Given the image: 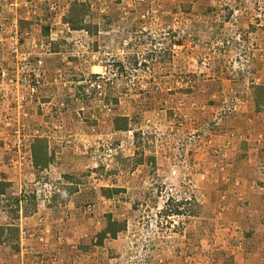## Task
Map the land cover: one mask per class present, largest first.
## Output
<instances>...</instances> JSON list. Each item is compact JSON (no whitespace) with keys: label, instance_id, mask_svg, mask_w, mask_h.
Instances as JSON below:
<instances>
[{"label":"rangeland","instance_id":"374dc122","mask_svg":"<svg viewBox=\"0 0 264 264\" xmlns=\"http://www.w3.org/2000/svg\"><path fill=\"white\" fill-rule=\"evenodd\" d=\"M37 56L19 171L6 118ZM0 182V264H260L264 0H0Z\"/></svg>","mask_w":264,"mask_h":264},{"label":"built area","instance_id":"2783aa9c","mask_svg":"<svg viewBox=\"0 0 264 264\" xmlns=\"http://www.w3.org/2000/svg\"><path fill=\"white\" fill-rule=\"evenodd\" d=\"M53 35L58 34L55 33ZM51 39L54 40L53 42H56L55 40H58L56 37H52ZM14 42L16 45H18V37H16ZM118 54L120 56H124L125 50H123L122 52L119 51ZM104 56L108 64L115 63L118 58L116 54L108 50L104 52ZM24 60L28 63L27 57H25ZM27 63L22 66V71L18 70L16 77L17 103L14 108L17 111V114L14 119L6 118V120H8L6 121L7 125L12 128V135L3 138V147L6 149V151L10 152L11 156L15 157L11 160L12 167L14 168V170L18 169L19 171L23 167L34 165L30 142L31 135L29 134L30 127L27 123V118L29 116L27 108L35 101H39L42 94V87L44 86V80L42 78L44 70L42 71L41 69L44 63V58L40 56L34 58L30 57L29 63ZM38 138L39 136L37 135V139ZM1 215L3 220H7L8 211H0V216ZM26 235H28L27 231L25 229H21V238L23 239L24 237H26ZM261 264H264V260Z\"/></svg>","mask_w":264,"mask_h":264},{"label":"trees","instance_id":"16d2710c","mask_svg":"<svg viewBox=\"0 0 264 264\" xmlns=\"http://www.w3.org/2000/svg\"><path fill=\"white\" fill-rule=\"evenodd\" d=\"M212 11V10H211ZM233 15V14H232ZM231 16V15H230ZM179 45H181V44H179ZM138 62H140L141 63V65L140 66H144V67H148V63H147V59H144V61H139V60H137L136 61V63H135V65L136 66H138L137 65V63ZM120 64V63H119ZM120 130H122V131H126L127 129L126 128H124V127H122V128H120ZM39 156H42V153L40 154L39 152L36 154V162H37V165L39 164V165H47V163H48V159H46V161L44 160V159H42V157H39ZM44 157V156H43ZM46 158V157H45ZM5 192V184L4 183H2V182H0V194H3ZM189 203V201L188 200H186V199H183L182 201H178V200H176V198H174V197H171V198H169V200H168V202H167V208L166 209H164L163 210V212H162V214L164 215V216H167V217H170V216H178V215H181L183 212L180 210V208L183 206V205H185V204H188ZM110 226H111V228L110 229H108L107 231H108V234H111L113 237H116V235H117V232H119V231H122V230H124L125 228H124V226H120L118 229L116 228V226H118V223L116 222V221H114L112 224H110ZM6 227H9V226H4V227H2V226H0V238L1 237H3V235H4V233H3V231L5 230V228ZM15 228H17V227H15ZM18 229V228H17ZM18 237L20 236V232H19V230H18ZM106 234H107V232H106Z\"/></svg>","mask_w":264,"mask_h":264},{"label":"clouds","instance_id":"9594fccd","mask_svg":"<svg viewBox=\"0 0 264 264\" xmlns=\"http://www.w3.org/2000/svg\"><path fill=\"white\" fill-rule=\"evenodd\" d=\"M0 198H2V200H3V202L8 206V204L10 203V201H9V199H6V195H4V193L3 194H0ZM15 202L17 203V204H19V206L17 207L20 211H17V213H19V214H21V212H23V209L21 208V202H22V199L20 198H15ZM5 211H8V218H7V220L9 219V216L11 217V214H12V208H10V209H8V210H5ZM0 221H1V223H0V226H2V227H4V226H14V225H12V224H10V223H5V221L6 220H3L2 219V216H0ZM15 227H17V226H15ZM18 228V227H17ZM19 229V228H18ZM262 263V262H261ZM260 263V264H261Z\"/></svg>","mask_w":264,"mask_h":264},{"label":"bare ground","instance_id":"6f19581e","mask_svg":"<svg viewBox=\"0 0 264 264\" xmlns=\"http://www.w3.org/2000/svg\"><path fill=\"white\" fill-rule=\"evenodd\" d=\"M96 68H99V71H98V72L100 73L101 68L98 67V66H95V67H94V71H95ZM95 72H96V71H95ZM98 72H97V73H98Z\"/></svg>","mask_w":264,"mask_h":264}]
</instances>
